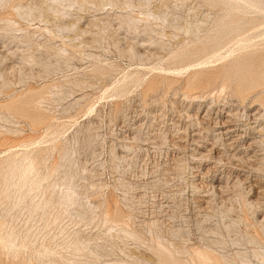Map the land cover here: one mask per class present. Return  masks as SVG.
Returning a JSON list of instances; mask_svg holds the SVG:
<instances>
[{
	"label": "rangeland",
	"instance_id": "1",
	"mask_svg": "<svg viewBox=\"0 0 264 264\" xmlns=\"http://www.w3.org/2000/svg\"><path fill=\"white\" fill-rule=\"evenodd\" d=\"M61 1L0 11V264H262L264 8Z\"/></svg>",
	"mask_w": 264,
	"mask_h": 264
},
{
	"label": "bare ground",
	"instance_id": "2",
	"mask_svg": "<svg viewBox=\"0 0 264 264\" xmlns=\"http://www.w3.org/2000/svg\"><path fill=\"white\" fill-rule=\"evenodd\" d=\"M10 1L11 0H0V11L1 10H3V9H5V8H8V9H13V7L12 6H10ZM53 1H55V0H53ZM58 3L59 2H62L61 0H56ZM230 1V3L236 8V7H244L245 9H262V8H264V0H229ZM58 5V4H57ZM52 9H54L53 7H52ZM19 10V9H18ZM15 12V11H14ZM50 12V11H49ZM54 12H55V10H54ZM53 13V12H52ZM16 14V13H15ZM58 14V13H57ZM18 15V14H17ZM63 22V21H62ZM69 25V24H68ZM75 28V27H74ZM48 32V31H47ZM246 36V35H245ZM248 37V36H247ZM254 47V46H253ZM226 49V48H225ZM231 54V53H230ZM230 58V57H229ZM209 62V61H208ZM204 63V62H203ZM205 63H206V61H205ZM197 65H200V64H197ZM201 67V66H200ZM187 68H190V67H187ZM202 68V67H201ZM162 71V70H161ZM160 71V72H161ZM187 71V70H186ZM163 72V71H162ZM165 73V72H164ZM168 74V73H167ZM221 89V88H220ZM222 90V89H221ZM190 92V91H189ZM222 92V91H221ZM223 93V92H222ZM10 98V97H9ZM212 98V97H211ZM42 102V101H41ZM231 116V115H230ZM264 117V115H260V110H258L256 113H255V115H252V116H248V115H245V121L246 122H249V121H251V124H258V125H260V124H262V122H261V118H263ZM228 118V117H227ZM237 117H235V119H236ZM235 122H238L237 121V119L235 120ZM239 122H240V119H239ZM238 122V123H239ZM249 124V123H248ZM247 124V125H248ZM217 125H219L220 127L219 128H223V129H219L218 130V132H217V134H216V136H214V138L217 140V141H220L221 142V145L223 146H225V148L227 147V148H229V149H231L234 145H236L235 146V149H236V147L238 146V144H239V146H240V144L245 140V139H247L251 134H250V132H249V130H247V129H242V128H239V126H237V125H235V124H233L232 122H231V120H229L228 122H222V121H220L219 120V117H215V118H212V117H210V116H208V115H206L205 116V118H203V121H201V120H198V122H195L194 124H193V126H194V131H196V133L198 134L197 135V137H201L200 139H202V140H204V139H206V137L208 136L207 134L208 133H214L216 130L214 129V128H216L215 126H217ZM251 129V128H250ZM253 130L255 129L254 127L252 128ZM262 130H264V127H262L261 128V131ZM185 131H186V129H185ZM187 132V131H186ZM196 137V136H195ZM223 138H225L226 140H230V143L229 144H225V142H224V139ZM262 138V141H259V143H257V144H255V142H254V140H255V138H251L250 140L251 141H253V142H251L250 143V146H246V148H249L250 149V147H253L254 145L256 146V145H259V144H263V145H260L259 146V148H260V151H262L263 153H264V136L263 137H261ZM197 139V138H196ZM215 140V141H216ZM194 141V140H193ZM13 144V143H12ZM11 145V144H10ZM242 145V144H241ZM241 147V146H240ZM11 149V148H10ZM252 149V148H251ZM234 149H232V151H233ZM233 156H235V155H233ZM233 156H231V158L233 159ZM203 158V157H202ZM207 158V157H206ZM234 158H236V157H234ZM241 159V158H240ZM238 159L237 158V160L238 161H241L242 163L241 164H244V166H247V165H245V163L243 162V160L241 159ZM263 159H264V157H263ZM230 160V159H229ZM236 160V159H235ZM236 160V161H237ZM216 161V160H215ZM231 161V160H230ZM261 161V160H260ZM34 161L33 160H30L27 164H26V166H25V168H24V173L23 174H25V173H28V172H31L32 171V169L34 168L33 167V165H34V163H33ZM218 162H221V160H219L218 159ZM247 163V162H246ZM226 164V163H225ZM15 166L16 165H14V167L13 168H15ZM237 166V165H236ZM239 167V166H238ZM242 168V167H241ZM248 168H249V165H248ZM252 168V167H251ZM250 168V169H251ZM238 169V168H237ZM35 183H36V181H35ZM210 189H211V187H210ZM67 195V194H66ZM70 195V194H69ZM63 197L66 199V202L68 203V201H69V203L70 202H72V203H74V197L75 196H64L63 195ZM63 197H61V198H63ZM67 197V198H66ZM65 199H63V200H65ZM67 199H68V201H67ZM62 200V199H61ZM60 200V201H61ZM64 202V201H63ZM65 203V202H64ZM66 203V204H67ZM68 203V204H69ZM71 204V203H70ZM1 223V222H0ZM1 227L2 226H4L3 224L2 225H0ZM2 229V228H1ZM0 229V231H1V233H3V235H4V232L2 231ZM6 233V232H5ZM8 234V233H7ZM9 234H12V233H9ZM13 235V234H12ZM6 236V235H5ZM5 236H3V237H5ZM76 236L78 237V235L76 234ZM3 237H1L0 236V249H3V251L6 249L7 251L9 250V252H10V254L12 255V253L13 254H15L16 252H21L19 249L20 248H23L24 250L26 249V252L28 251L27 249H28V247H27V245H26V247H25V245H24V242L22 243L21 242V244L20 243H18V244H20L21 246H18L17 245V242H16V240H17V238L15 239L14 237H12L11 235H8L7 236V238H3ZM15 239V243H16V245H17V247H15V243H13L14 241L12 240V239ZM80 242H81V240H80ZM76 243H78V246H80L82 243H79L78 242V240L76 241ZM75 243V244H76ZM83 243H84V241H83ZM23 244V245H22ZM80 244V245H79ZM86 244V243H85ZM77 245V244H76ZM75 245V246H76ZM81 246H83V244L81 245ZM25 247V248H24ZM43 247V246H42ZM74 247V246H73ZM159 247V246H158ZM19 248V249H18ZM85 248V247H84ZM15 249H17V251L15 250ZM45 249H46V251H45ZM75 249H78L79 250V248H74L73 250H75ZM5 250V253L7 252ZM40 250V249H39ZM45 251V252H48V249L47 248H44V249H41V252L42 251ZM52 250V249H51ZM1 251V250H0ZM3 251H1V253L3 252ZM13 251H15V253L13 252ZM31 251V250H30ZM35 251V250H34ZM33 251V252H34ZM37 252H39L38 250H36ZM77 251V250H76ZM18 252V253H19ZM29 252V251H28ZM33 252H30V253H33ZM40 252V254H42ZM179 252V251H178ZM192 252V251H191ZM196 252V251H195ZM22 253H23V250H22ZM36 253V252H35ZM49 253V252H48ZM58 252H56V254H57ZM76 253V252H75ZM175 253V252H174ZM198 253V252H197ZM197 253H195L196 255H197V258L199 257L200 258V261H201V263L202 264H208V262L211 260V259H209V258H211L210 257V255H209V257H208V255L207 254H203V255H200L201 254V251H200V254H199V256H198V254ZM6 254H8V253H6ZM17 254V253H16ZM25 254V253H24ZM34 254V253H33ZM37 255H36V258H37V256L39 257L40 255L38 254V253H36ZM44 254V253H43ZM43 254H42V256H43ZM56 254H55V252L52 250V254H51V252H50V255H54L52 258H54L55 256H56ZM179 254V253H178ZM2 255V254H1ZM9 255V254H8ZM10 255V256H11ZM18 255V254H17ZM23 255V254H22ZM21 255V256H22ZM26 255H28V254H26ZM32 255V254H31ZM45 255V254H44ZM46 255H48V254H46ZM45 255V256H46ZM49 255V256H50ZM59 255V254H58ZM193 255H194V253H193ZM7 256V255H6ZM15 256V255H14ZM21 256H20V254H19V257L21 258ZM34 256V255H33ZM32 256V257H33ZM42 256H41V258H42ZM48 256V257H49ZM195 256V255H194ZM212 256V255H211ZM4 257H5V255H4ZM8 257V256H7ZM24 257H25V255H24ZM28 257V256H27ZM47 257V258H48ZM196 257V256H195ZM10 257H8V259H9ZM13 259H14V257H12ZM50 258V257H49ZM52 258H50L49 260L50 261H52ZM57 259H60L61 261H62V258H60V257H56ZM56 258H55V261H56ZM197 258H195V260L197 261ZM198 258V259H199ZM12 259V260H13ZM15 259H16V257H15ZM14 259V260H15ZM22 259H24V258H22ZM63 259H65V257L63 258ZM213 259V258H212ZM216 259V258H215ZM18 260V259H17ZM37 260V259H36ZM66 260H67V258H66ZM70 260V259H69ZM16 261V260H15ZM15 261H13V262H15ZM25 261V260H24ZM40 261H42V259L40 260ZM63 261H65V260H63ZM206 261V263H204ZM211 261H216L217 262V260H211ZM36 262V261H35ZM34 262V263H35ZM214 262H213V264H214ZM215 262V264H220V263H216ZM50 263H53V262H50ZM49 263V264H50ZM71 263V262H70ZM198 263V262H197ZM240 263V262H239ZM30 264V263H29ZM35 264H37V263H35ZM41 264H43V263H41ZM48 264V263H47ZM72 264H74V263H72ZM200 264V263H199ZM209 264H212V263H209ZM262 264H264V259L262 260Z\"/></svg>",
	"mask_w": 264,
	"mask_h": 264
}]
</instances>
